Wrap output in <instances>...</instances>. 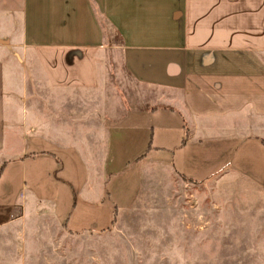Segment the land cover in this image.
Listing matches in <instances>:
<instances>
[{"label": "crops", "instance_id": "1", "mask_svg": "<svg viewBox=\"0 0 264 264\" xmlns=\"http://www.w3.org/2000/svg\"><path fill=\"white\" fill-rule=\"evenodd\" d=\"M233 143L252 156L230 172L264 190V0H0V186L68 171L73 215L77 195L99 208L135 172L130 208L154 183L212 172ZM50 210L71 234L107 231Z\"/></svg>", "mask_w": 264, "mask_h": 264}, {"label": "rangeland", "instance_id": "2", "mask_svg": "<svg viewBox=\"0 0 264 264\" xmlns=\"http://www.w3.org/2000/svg\"><path fill=\"white\" fill-rule=\"evenodd\" d=\"M13 64L17 66V61ZM106 68L111 79L112 68L108 63ZM21 72L22 67L16 68L13 77ZM8 96L14 106L19 104L15 88ZM33 98L30 89L25 94V117L29 119L34 112ZM64 111L68 118V108L54 110L53 116L57 113L59 119H66ZM69 113L73 127L77 121H85L77 111ZM234 144L224 145L222 155L212 164L213 171L195 174L196 182L181 177L154 183L144 190L138 205L130 208L135 172L126 182L117 183L115 197L99 208L84 205L77 195L73 215L68 171L40 175L41 189L35 190L29 179L26 185L15 173H7L0 186V222L8 221L0 227V264H264V190L249 177L230 172L234 161L241 164L252 156L242 159V144ZM123 149L133 154L128 146ZM118 151L121 155L120 148ZM217 170L220 172L214 174ZM32 197L48 207L39 202L35 205ZM51 207L61 223L70 218L68 229L107 231L71 234L56 221Z\"/></svg>", "mask_w": 264, "mask_h": 264}, {"label": "trees", "instance_id": "3", "mask_svg": "<svg viewBox=\"0 0 264 264\" xmlns=\"http://www.w3.org/2000/svg\"><path fill=\"white\" fill-rule=\"evenodd\" d=\"M0 172H1V169H0ZM114 224H115V221H114Z\"/></svg>", "mask_w": 264, "mask_h": 264}]
</instances>
